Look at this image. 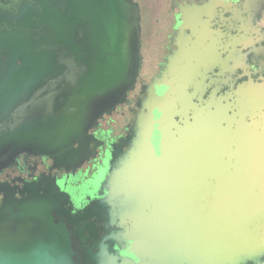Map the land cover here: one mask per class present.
Wrapping results in <instances>:
<instances>
[{"label": "water", "instance_id": "1", "mask_svg": "<svg viewBox=\"0 0 264 264\" xmlns=\"http://www.w3.org/2000/svg\"><path fill=\"white\" fill-rule=\"evenodd\" d=\"M142 43L137 0H0V162L27 151L80 167L89 129L134 87ZM209 131L191 137L205 145L207 173L177 167L153 185L162 189L129 243L139 261L125 264H264V168L253 161L264 146L253 135L234 171ZM55 187L3 203L0 264H74Z\"/></svg>", "mask_w": 264, "mask_h": 264}, {"label": "flooded vegetation", "instance_id": "2", "mask_svg": "<svg viewBox=\"0 0 264 264\" xmlns=\"http://www.w3.org/2000/svg\"><path fill=\"white\" fill-rule=\"evenodd\" d=\"M137 1L142 66L125 99L89 129L84 163L67 169L77 162L57 163L27 151L0 162V208L30 191L58 187L63 207L54 217L69 229L74 264L139 261L129 243L135 241L140 208L162 189L153 185L170 181L177 167L190 176L207 173L205 145L192 136L210 129L224 149V163L237 171L238 156L252 141L248 135L264 129V100L244 84L250 76L235 68L238 57L253 50L252 27L237 23V14L247 8L239 0H170L164 39L147 46L143 5ZM181 150L185 153H174Z\"/></svg>", "mask_w": 264, "mask_h": 264}, {"label": "rangeland", "instance_id": "3", "mask_svg": "<svg viewBox=\"0 0 264 264\" xmlns=\"http://www.w3.org/2000/svg\"><path fill=\"white\" fill-rule=\"evenodd\" d=\"M140 1L144 10V28L147 46L161 43L168 30L169 16L167 10L170 6V0ZM239 4L247 8V12L241 13L239 11L237 14V23L243 26L246 22L244 26H249V28L252 27L253 41L250 47L253 48V50L247 52L243 57H238V66L235 68H237V73L243 75L242 77L247 75L250 76L244 84H249V87L251 85L254 86V88H251V91L257 92L262 103L264 100L262 97V95H264V0H239ZM230 76L232 75H226L225 78H222V81L228 82ZM253 83H260L259 85L263 86L256 87ZM247 91H249V88ZM252 130L253 131L248 137H253V139L256 140V137L253 136L256 134L259 140H256L255 143L264 146V129ZM257 157L256 155V160L253 161L260 169L264 168V159L261 158L258 160L259 157Z\"/></svg>", "mask_w": 264, "mask_h": 264}]
</instances>
